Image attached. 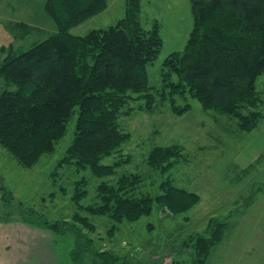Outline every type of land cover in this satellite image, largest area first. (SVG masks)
I'll return each instance as SVG.
<instances>
[{
  "label": "trees",
  "instance_id": "trees-1",
  "mask_svg": "<svg viewBox=\"0 0 264 264\" xmlns=\"http://www.w3.org/2000/svg\"><path fill=\"white\" fill-rule=\"evenodd\" d=\"M141 2L125 0L123 16L114 24L73 35L69 30L105 9L107 0H45L56 32L23 50L10 45L0 61V147L19 164L28 168L52 153L76 114L74 135L56 167L88 169L98 179L90 203L81 202L88 180L80 176L70 183L71 216L91 230L86 213L133 221L148 214L154 202L173 214L199 201L196 192L173 182L171 169L183 150L177 143L155 145L146 155L147 164L164 176L159 193L142 190L140 172L117 175L128 161L122 152L131 134L124 121L134 113L167 105L181 115L190 109L185 100L190 97L204 111L235 118L242 131L255 130L264 119V99L256 90V78L264 74V0H189L193 28L183 49L163 59L157 87L149 85L147 67L163 44L160 25L142 24ZM8 26L15 38L33 28L21 21ZM57 174L58 169L51 171V182L67 194ZM65 222L45 219L41 227L66 235ZM226 225L213 217L195 237L198 264L222 240ZM90 242L77 252L80 264H126L124 257L92 249Z\"/></svg>",
  "mask_w": 264,
  "mask_h": 264
},
{
  "label": "rangeland",
  "instance_id": "rangeland-1",
  "mask_svg": "<svg viewBox=\"0 0 264 264\" xmlns=\"http://www.w3.org/2000/svg\"><path fill=\"white\" fill-rule=\"evenodd\" d=\"M44 2L0 0V61L10 45L23 50L56 32L55 23L44 11ZM124 7L125 0H107L105 9L69 32L84 35L92 29L106 28L123 16ZM140 12L145 27H152L154 20L160 25L163 44L147 67L148 83L157 87L163 59L183 49L193 28V16L189 0H142ZM14 21L33 28L15 38L8 26ZM256 90L264 99V74L256 78ZM185 100L191 107L181 115L173 114L164 105L152 112H136L124 121L131 134L122 152L128 161L118 168L117 175L140 172L144 175L142 190L157 194L164 176L147 164L146 155L155 145L180 144L182 154L171 175L175 185L199 195V201L190 209L169 214L154 202L148 214L120 222L86 213L94 228L83 227L71 216L75 206L70 200V183L84 176L88 192L81 202L90 203L95 200L98 179L88 169L56 167L74 135L73 114L55 150L42 155L31 167L22 166L0 147V224L28 221L42 228L45 219H65L66 235H53L45 229L58 264H80L77 252L88 239L92 249L115 253L124 257L126 264H198L195 237L207 230L211 218L226 221L224 217L230 214L222 240L211 246L202 264H264V242L259 241L264 235V119L255 130L242 131L235 118L204 111L194 98ZM260 109L264 112V104ZM112 160L110 157L103 162ZM55 168L57 182L67 187V194L51 182Z\"/></svg>",
  "mask_w": 264,
  "mask_h": 264
},
{
  "label": "crops",
  "instance_id": "crops-1",
  "mask_svg": "<svg viewBox=\"0 0 264 264\" xmlns=\"http://www.w3.org/2000/svg\"><path fill=\"white\" fill-rule=\"evenodd\" d=\"M261 208L264 209V204ZM229 216L230 214L224 217L229 221L227 227L230 223ZM261 231L264 232V229ZM39 240L42 245H39ZM50 241L43 228L20 221L1 223L0 264H58ZM259 241L264 242V235H260Z\"/></svg>",
  "mask_w": 264,
  "mask_h": 264
},
{
  "label": "water",
  "instance_id": "water-1",
  "mask_svg": "<svg viewBox=\"0 0 264 264\" xmlns=\"http://www.w3.org/2000/svg\"><path fill=\"white\" fill-rule=\"evenodd\" d=\"M169 214H171V212H169Z\"/></svg>",
  "mask_w": 264,
  "mask_h": 264
}]
</instances>
